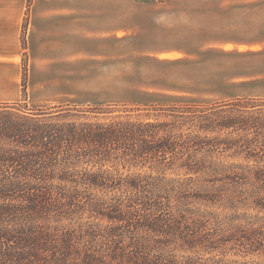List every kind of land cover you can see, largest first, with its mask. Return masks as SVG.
Wrapping results in <instances>:
<instances>
[{"label":"trees","instance_id":"1","mask_svg":"<svg viewBox=\"0 0 264 264\" xmlns=\"http://www.w3.org/2000/svg\"><path fill=\"white\" fill-rule=\"evenodd\" d=\"M263 253V98L0 103V264H261L246 259Z\"/></svg>","mask_w":264,"mask_h":264},{"label":"rangeland","instance_id":"2","mask_svg":"<svg viewBox=\"0 0 264 264\" xmlns=\"http://www.w3.org/2000/svg\"><path fill=\"white\" fill-rule=\"evenodd\" d=\"M103 4L117 7L116 43L105 45L98 38L85 44L90 52L73 94L54 103H28L22 83V99L16 103L47 109L65 104L141 107L182 100L264 99L263 81L234 85L229 79L234 68L241 74L264 75V55L223 56L219 49L207 48L222 41L221 0H85L86 6ZM95 31L102 29L96 25ZM227 37L231 39L230 31L225 32ZM173 54L176 57H165ZM261 255L246 261L264 264Z\"/></svg>","mask_w":264,"mask_h":264},{"label":"crops","instance_id":"3","mask_svg":"<svg viewBox=\"0 0 264 264\" xmlns=\"http://www.w3.org/2000/svg\"><path fill=\"white\" fill-rule=\"evenodd\" d=\"M116 13V5L86 6L85 0H0V103L21 101L22 83L28 103L69 98L84 77L90 52L85 44L98 38L105 45L116 43ZM220 14L222 41L208 50L219 49L223 56L264 55V0H221ZM96 25L102 32L95 34ZM233 70L234 85L264 82L263 73Z\"/></svg>","mask_w":264,"mask_h":264}]
</instances>
